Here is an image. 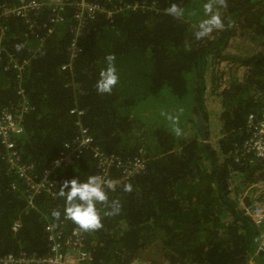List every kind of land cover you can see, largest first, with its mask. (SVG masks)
I'll return each mask as SVG.
<instances>
[{"label": "trees", "instance_id": "1", "mask_svg": "<svg viewBox=\"0 0 264 264\" xmlns=\"http://www.w3.org/2000/svg\"><path fill=\"white\" fill-rule=\"evenodd\" d=\"M19 1L0 0V9ZM95 1L107 10L124 3L140 8H124L112 18L99 13L81 33L82 52L71 70L62 67L74 38V10L67 11L64 24L42 45L24 21L11 18L3 24L5 59L37 55L21 84L33 107L19 143L23 160L44 173L76 137V117L70 111L79 107L105 153L125 161L143 152L148 158L144 174L108 192L109 201H120V214L106 217L101 211L103 228L87 231L86 247L95 264H264V254L256 253L259 228L229 191L235 178L238 187L264 179V164L244 151L250 116L264 113V0H216L225 27L201 40L195 31L206 18L208 0ZM173 2L185 11L181 19L165 13ZM34 22L43 27L48 13L35 16ZM235 39L262 51L231 55ZM108 56L115 58L119 81L110 94H98L96 83ZM220 62L245 67L247 73L242 79L232 76L222 92L214 88L222 110L221 138L213 144L207 79ZM6 66L0 64V113L19 101V84ZM2 154L0 144V255H43L48 251L43 216L62 220L64 199L41 196L39 211H28L22 189H12L16 177L8 174ZM96 172L91 152H84L60 170L57 192L65 180L84 181ZM128 184L131 192L124 191ZM20 216L23 227L13 233Z\"/></svg>", "mask_w": 264, "mask_h": 264}, {"label": "built area", "instance_id": "2", "mask_svg": "<svg viewBox=\"0 0 264 264\" xmlns=\"http://www.w3.org/2000/svg\"><path fill=\"white\" fill-rule=\"evenodd\" d=\"M107 1L109 4H114L113 0ZM123 2L118 0L119 4ZM113 7L112 10H107L95 0H21L17 4L1 7L0 33L1 37L4 36L3 24L9 17L14 16L29 26L31 34L39 38L42 45L47 37L55 34V29L64 24L67 11L74 10L72 19L74 38L68 49L67 62L62 67V70H71L82 52L81 33L99 13H107L108 18H112L113 14L123 12L124 8L125 11H135L140 8L138 5L127 3L122 7ZM45 12L48 13V23L40 27L34 22V17ZM4 52L3 46H0V64L6 62V71L14 73V79L19 84V101L0 113V144L3 148L1 159L7 166L8 174L10 172L16 177L12 189L13 191L22 189L28 211H39L36 200L41 196L57 197L58 173L61 169L73 165L86 151L91 152L96 162L95 175L118 182L116 190L130 179L147 171L148 158L144 152L125 161L118 155L105 153L97 146L93 135L83 123L86 112L74 107L70 114L76 117L78 129L76 137L65 145L64 150L44 173H38L35 164L24 161L19 151L20 140L26 133V118L33 109L25 91L21 89V84L37 55L27 59L9 55L5 59ZM248 126L249 137L244 144V151L246 154H253L264 164V113L261 116L251 115ZM229 191L239 208L259 228L255 238L256 253L264 254V179L238 187L235 178L230 182ZM43 217L48 251L43 255L28 252L0 255V264H95L92 253L86 247L87 232L79 230L72 221L64 217L59 221L48 220L46 215ZM22 227L23 221L20 216L13 223L12 232L18 233Z\"/></svg>", "mask_w": 264, "mask_h": 264}, {"label": "clouds", "instance_id": "3", "mask_svg": "<svg viewBox=\"0 0 264 264\" xmlns=\"http://www.w3.org/2000/svg\"><path fill=\"white\" fill-rule=\"evenodd\" d=\"M165 13L173 18L181 19L185 11L179 4L173 2L165 9ZM203 13L206 17L201 20L195 31V38L201 40L210 37L215 31L222 30L225 25L221 12L216 6V0H208L203 5ZM114 57H106L107 68L101 70L96 83L98 94H110L118 84L119 77L114 66ZM175 122L178 117H168ZM179 134V129L176 130ZM116 181L105 179L98 175H89L86 180H65L60 187L58 195L64 199V218L72 221L81 231H95L103 228V216H117L121 212L119 200L109 201L108 191H115ZM124 191L131 192L130 184L124 186ZM97 205H107L106 210L99 209ZM54 216L60 217V212H54Z\"/></svg>", "mask_w": 264, "mask_h": 264}, {"label": "rangeland", "instance_id": "4", "mask_svg": "<svg viewBox=\"0 0 264 264\" xmlns=\"http://www.w3.org/2000/svg\"><path fill=\"white\" fill-rule=\"evenodd\" d=\"M261 51V48H258V46L254 43H250L249 41L243 39H235L229 49V53L231 55L239 57L245 56L247 53L258 55ZM228 63L229 62L218 63L207 79L206 105L209 115V135L213 144H216L221 138V124L219 118L222 110L220 99L214 93V88H216L219 92H222L228 83H230L232 76L242 79L247 73V69H245V67L234 68L233 64ZM230 65L231 67L229 68Z\"/></svg>", "mask_w": 264, "mask_h": 264}, {"label": "crops", "instance_id": "5", "mask_svg": "<svg viewBox=\"0 0 264 264\" xmlns=\"http://www.w3.org/2000/svg\"><path fill=\"white\" fill-rule=\"evenodd\" d=\"M219 120H220V118H219ZM220 124H221V122H220ZM221 128V127H220ZM149 264V263H147V262H143V261H138V260H136V261H134L132 264Z\"/></svg>", "mask_w": 264, "mask_h": 264}, {"label": "bare ground", "instance_id": "6", "mask_svg": "<svg viewBox=\"0 0 264 264\" xmlns=\"http://www.w3.org/2000/svg\"><path fill=\"white\" fill-rule=\"evenodd\" d=\"M5 5H10V4H5ZM2 6H3V5H2ZM2 6H1V7H2ZM11 18H17V17H14V16H13V17H9L8 19H11Z\"/></svg>", "mask_w": 264, "mask_h": 264}]
</instances>
